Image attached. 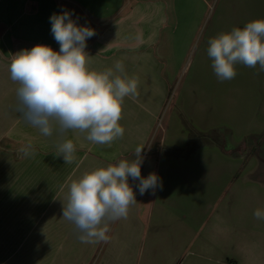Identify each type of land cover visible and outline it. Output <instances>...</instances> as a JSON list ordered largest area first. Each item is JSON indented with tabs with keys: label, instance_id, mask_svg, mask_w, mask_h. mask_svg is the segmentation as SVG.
I'll use <instances>...</instances> for the list:
<instances>
[{
	"label": "crops",
	"instance_id": "0c3cea01",
	"mask_svg": "<svg viewBox=\"0 0 264 264\" xmlns=\"http://www.w3.org/2000/svg\"><path fill=\"white\" fill-rule=\"evenodd\" d=\"M180 6V1L170 0H0V264L123 263L124 249L127 253V249L147 243L151 224L156 225L154 213L158 227L168 221L172 203L168 196L176 186L165 176L159 194L161 207L156 212L155 194L141 196L136 182L129 179L137 202L126 218L109 223L106 242L81 243L75 225L62 217V203L67 204L71 182L121 159L133 160L138 146L144 148L141 175L158 174L155 164L163 129L160 142H153L170 85L165 73L168 63L160 52L169 39L166 25L176 20L168 9ZM62 10L70 11L79 25L95 30L85 49L90 69L103 72L111 68L116 75L137 82V95L124 99L119 121L123 138L110 146L95 144L78 130L62 131L56 122L52 135L44 136L17 110L19 85L10 79V62L17 52L38 44L58 52L50 17ZM118 61L124 66L122 73L115 71ZM65 140L75 145L71 163L56 156L58 145ZM29 143L35 155L25 157L20 149ZM256 181L264 187V181ZM175 183L181 185L182 181ZM186 184H190L187 177ZM149 237L150 245L155 238ZM168 261L170 264L171 257Z\"/></svg>",
	"mask_w": 264,
	"mask_h": 264
},
{
	"label": "rangeland",
	"instance_id": "374dc122",
	"mask_svg": "<svg viewBox=\"0 0 264 264\" xmlns=\"http://www.w3.org/2000/svg\"><path fill=\"white\" fill-rule=\"evenodd\" d=\"M170 1L181 6L168 9L176 20L166 25L160 54L169 96L153 143L163 129L157 175L176 190L165 225L158 227L154 213L147 243L124 249L116 264H168L169 257L170 264H264V220L254 217L264 212V187L256 181H264V71L237 64L235 78L221 82L207 55L210 38L264 18V0ZM186 177L190 184L183 185Z\"/></svg>",
	"mask_w": 264,
	"mask_h": 264
},
{
	"label": "clouds",
	"instance_id": "9594fccd",
	"mask_svg": "<svg viewBox=\"0 0 264 264\" xmlns=\"http://www.w3.org/2000/svg\"><path fill=\"white\" fill-rule=\"evenodd\" d=\"M72 15L62 10L50 17L51 33L60 45L58 52L38 44L13 56L9 72L10 79L19 85L17 110L44 136L52 135L56 122L62 131L78 130L87 133V140L110 146L123 138L124 128L119 124L123 103L125 97L137 95V82L116 75L111 68L103 72L89 68L86 42L96 33L79 25ZM207 55L221 82L235 78L237 64L250 68L259 64L264 71V18L210 38ZM114 67L116 72H124L121 62ZM143 149L138 146L131 161L121 159L71 182L67 204L62 203V217L75 225L81 243L106 242L109 223L127 217L130 206L137 202L130 178L141 196L154 195L162 188L155 173L146 178L141 175ZM20 151L25 157L35 155L31 143ZM74 152L72 140H65L58 145L56 156L71 163ZM254 217L264 220V212L258 209Z\"/></svg>",
	"mask_w": 264,
	"mask_h": 264
},
{
	"label": "trees",
	"instance_id": "16d2710c",
	"mask_svg": "<svg viewBox=\"0 0 264 264\" xmlns=\"http://www.w3.org/2000/svg\"><path fill=\"white\" fill-rule=\"evenodd\" d=\"M192 142V138L189 140V144ZM192 146V144L190 145V147ZM189 148V147H188Z\"/></svg>",
	"mask_w": 264,
	"mask_h": 264
}]
</instances>
